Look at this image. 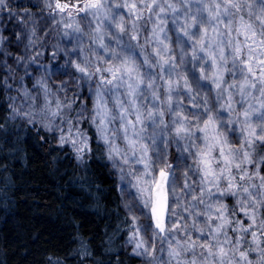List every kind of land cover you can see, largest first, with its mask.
<instances>
[{
	"label": "clouds",
	"instance_id": "clouds-1",
	"mask_svg": "<svg viewBox=\"0 0 264 264\" xmlns=\"http://www.w3.org/2000/svg\"><path fill=\"white\" fill-rule=\"evenodd\" d=\"M33 3L10 12L25 39L17 63L40 65L34 90L19 76L12 112L80 165L92 155L80 125L94 129L132 220L130 254L264 264V0ZM46 47L55 66L41 63ZM85 89L91 103L77 106Z\"/></svg>",
	"mask_w": 264,
	"mask_h": 264
},
{
	"label": "trees",
	"instance_id": "trees-1",
	"mask_svg": "<svg viewBox=\"0 0 264 264\" xmlns=\"http://www.w3.org/2000/svg\"><path fill=\"white\" fill-rule=\"evenodd\" d=\"M7 95L0 73V264H137L94 129L80 165L39 124L12 118Z\"/></svg>",
	"mask_w": 264,
	"mask_h": 264
},
{
	"label": "rangeland",
	"instance_id": "rangeland-1",
	"mask_svg": "<svg viewBox=\"0 0 264 264\" xmlns=\"http://www.w3.org/2000/svg\"><path fill=\"white\" fill-rule=\"evenodd\" d=\"M62 2L65 4L73 5L69 8H76L80 6V0H62ZM8 3H9V7L4 9L3 11H0V36L4 38L2 43H0V73L2 74L4 83L6 84V88L8 90L7 102L12 110V97L17 96L16 89L20 86L19 76L21 75L24 76V81H23L24 86L28 87L30 90H34L33 89V84H34L33 77L39 74L40 65L33 64L29 66V69L25 70L22 66V62L17 63L16 56L24 54L23 46L25 43V39L24 38L17 39V37L20 36L22 33V26L17 22V17L10 15L11 11L23 13L25 9L29 11L35 10V5L33 3V0H8ZM52 54L53 53H52L51 48L46 47L44 50V57L41 63H53V66H55V63H59V61L52 62L51 60ZM37 59L39 60L40 58L37 57ZM63 59L64 57L63 55H61L60 61H62ZM59 78L60 77H54L53 80L59 79ZM80 99L81 101H78ZM77 101H78L77 106H79L81 103H86L90 105L91 100H90V97L86 89L82 92V94H80L77 97ZM11 116L14 119L20 118L19 116H16L12 111H11ZM22 120H25V119H22ZM36 124H39V123H36ZM39 126L41 127L40 124ZM82 126L83 124L80 125V127ZM90 127L91 126L85 129L89 130ZM51 134L53 135L54 140L57 141L58 139L57 134L56 133H51ZM262 174H264V169L262 170ZM228 202L231 203V198H229ZM240 218L243 219L246 224L248 223L247 218L243 217L242 214L240 215ZM128 219H129V223L131 224L132 223L131 218L128 217ZM127 246H130V245L127 244ZM134 257L138 259L137 264H143V261L140 257H137V256H134Z\"/></svg>",
	"mask_w": 264,
	"mask_h": 264
}]
</instances>
